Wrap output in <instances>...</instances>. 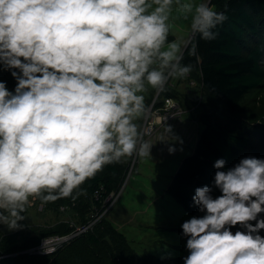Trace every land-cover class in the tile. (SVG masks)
Wrapping results in <instances>:
<instances>
[{
    "label": "clouds",
    "instance_id": "clouds-1",
    "mask_svg": "<svg viewBox=\"0 0 264 264\" xmlns=\"http://www.w3.org/2000/svg\"><path fill=\"white\" fill-rule=\"evenodd\" d=\"M174 10L191 17L187 39H168ZM226 19L211 0H0V68L16 81H0V225L22 229L36 199H75L106 165L152 157L144 93L186 78L194 38L216 39ZM225 164L220 195L195 189L204 215L181 224L183 264H264V158Z\"/></svg>",
    "mask_w": 264,
    "mask_h": 264
},
{
    "label": "rangeland",
    "instance_id": "rangeland-1",
    "mask_svg": "<svg viewBox=\"0 0 264 264\" xmlns=\"http://www.w3.org/2000/svg\"><path fill=\"white\" fill-rule=\"evenodd\" d=\"M190 19V16L184 19L174 10L170 20L172 28L169 36H173L175 40L187 39ZM199 79L198 74L192 73L182 79L170 78L163 91L157 92L149 87L144 93L148 110L159 94L175 99L186 110H194L183 119L167 124L172 128L173 137L166 131V125L155 134L145 136V140L153 144L152 157L141 158L134 155L119 162L124 166V171L126 170L124 184L121 187L124 190L104 220L79 233V229L86 227L91 220L95 205L91 210L76 211L70 206L50 207L48 203L36 199L24 213L26 219L20 222L24 225L22 229L9 230L6 226L0 225V249L7 244L20 246L18 251L10 255L4 254V257H10L13 261L15 257H19L18 264L24 261L22 258H25V255L38 256L37 264H44V261H49L48 264H70L73 259L66 258L67 255H63L64 251L68 250L72 243L97 232L101 243L84 247L82 250V256L91 259L89 264H99L92 257L95 259L98 251L105 250L109 245L118 254L108 260V264H114L112 261L115 264H183V257L188 255V250L187 237L182 235L181 224L193 216L167 193V186L182 160L195 150L204 130L199 116L213 111L210 96L205 94ZM262 90L255 92L259 96L258 102L261 96H264ZM216 111L222 114L220 108ZM147 112L139 121L141 130ZM174 137H178L179 140H175ZM169 147H174L175 152L170 154ZM238 228L239 225L231 230L235 232ZM66 229L70 230L67 234L63 233ZM76 231L78 233L75 234V238L53 254L42 256L31 252L41 246L43 240L48 237H63ZM260 234L264 236V230ZM34 239H40L35 247L30 245ZM25 260L28 261V258Z\"/></svg>",
    "mask_w": 264,
    "mask_h": 264
},
{
    "label": "trees",
    "instance_id": "trees-1",
    "mask_svg": "<svg viewBox=\"0 0 264 264\" xmlns=\"http://www.w3.org/2000/svg\"><path fill=\"white\" fill-rule=\"evenodd\" d=\"M211 6L216 11L225 12L226 21L218 26L219 34L212 41L200 39L197 35L193 41L197 44L196 55L186 51L182 62L194 65L191 73L199 75L205 94L210 96L213 111L199 116L204 130L195 150L182 160L167 186V193L186 212L197 217L204 215L192 199L197 187H212L214 198L221 194L213 185L216 172L214 162L217 159L224 158L227 169L244 157L264 158V96L258 102L259 96L255 94L264 87V0H211ZM168 39L171 41L175 38L169 36ZM0 80L6 81V86L14 90L16 81L9 71L0 68ZM219 108L222 114L216 111ZM123 167L119 162L106 165L81 185V194L75 199L61 198L49 202V206H70L76 211L100 206L88 197L101 188L104 189V197L121 189L126 173ZM69 231L66 229L63 233ZM88 235L64 251L66 258L73 259L70 264L91 262V259L82 256V250L100 244L101 238L97 232ZM39 241L34 239L30 245L35 247ZM19 247L7 244L0 249V264H18L19 257L13 261L10 257H4V254L10 255L18 251ZM98 252L95 255L97 257L92 259L99 264H108V260L118 254L110 245ZM36 257L25 255L21 264H33V261L37 264ZM27 258L28 261L25 260ZM48 263L44 261V264Z\"/></svg>",
    "mask_w": 264,
    "mask_h": 264
},
{
    "label": "built area",
    "instance_id": "built-area-1",
    "mask_svg": "<svg viewBox=\"0 0 264 264\" xmlns=\"http://www.w3.org/2000/svg\"><path fill=\"white\" fill-rule=\"evenodd\" d=\"M188 112L191 111L186 110L182 105L176 102L175 99L159 94L153 101L147 112L148 115L143 122L144 126L142 132L144 133V139L148 134H155L162 126L167 125L172 121L183 119ZM123 190L124 189L121 188L104 197V189L101 188L97 190L92 197H88L92 202L99 203L100 206L94 207V213L91 220L86 227L79 229V233L92 228L94 224L104 219L116 205ZM76 233H78V231L63 237H48L43 240L41 246H38L31 252L42 256L53 254L65 244L71 242L75 238Z\"/></svg>",
    "mask_w": 264,
    "mask_h": 264
}]
</instances>
